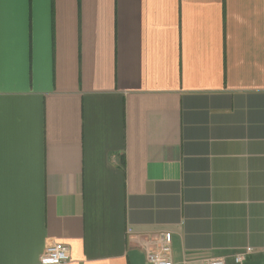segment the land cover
Listing matches in <instances>:
<instances>
[{"label": "crops", "instance_id": "obj_1", "mask_svg": "<svg viewBox=\"0 0 264 264\" xmlns=\"http://www.w3.org/2000/svg\"><path fill=\"white\" fill-rule=\"evenodd\" d=\"M163 231L264 264V0H0V264H149Z\"/></svg>", "mask_w": 264, "mask_h": 264}, {"label": "built area", "instance_id": "obj_2", "mask_svg": "<svg viewBox=\"0 0 264 264\" xmlns=\"http://www.w3.org/2000/svg\"><path fill=\"white\" fill-rule=\"evenodd\" d=\"M251 247L245 248V253L251 252ZM245 254L239 253L234 256L236 264L244 263ZM70 257V247L63 242L51 241L40 255V264H61ZM146 260L149 264H172L171 259V233L163 231L160 233V243L157 249H151L146 253ZM204 264H226L223 258L207 260Z\"/></svg>", "mask_w": 264, "mask_h": 264}]
</instances>
